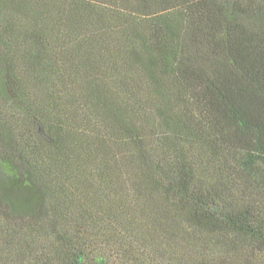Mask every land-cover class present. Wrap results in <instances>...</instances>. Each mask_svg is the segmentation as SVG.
<instances>
[{
    "label": "trees",
    "instance_id": "obj_1",
    "mask_svg": "<svg viewBox=\"0 0 264 264\" xmlns=\"http://www.w3.org/2000/svg\"><path fill=\"white\" fill-rule=\"evenodd\" d=\"M0 264H264V0H0Z\"/></svg>",
    "mask_w": 264,
    "mask_h": 264
}]
</instances>
